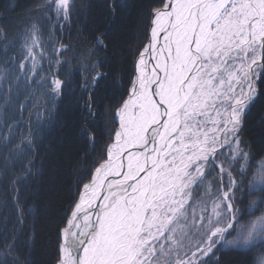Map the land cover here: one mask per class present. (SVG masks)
<instances>
[{
  "label": "snow or ice",
  "instance_id": "6c2138e0",
  "mask_svg": "<svg viewBox=\"0 0 264 264\" xmlns=\"http://www.w3.org/2000/svg\"><path fill=\"white\" fill-rule=\"evenodd\" d=\"M89 7L37 0L23 16L0 13V176L15 193L2 205L0 264H34L42 210L20 193L49 166L46 145L69 110L86 147L68 167L86 165L91 179L81 188L87 172L77 175L55 218L56 264H220L213 225L237 211L250 160L241 132L264 97V0H157L150 30L127 39L117 29L126 0H109L108 22L94 28L78 19ZM73 29L76 43L57 47L55 33ZM97 122L109 142L89 161ZM206 169L218 186L189 213L188 190Z\"/></svg>",
  "mask_w": 264,
  "mask_h": 264
},
{
  "label": "trees",
  "instance_id": "16d2710c",
  "mask_svg": "<svg viewBox=\"0 0 264 264\" xmlns=\"http://www.w3.org/2000/svg\"><path fill=\"white\" fill-rule=\"evenodd\" d=\"M39 2L42 3L43 0H39ZM84 2L89 4L90 7L79 16V20L87 18L92 28L100 21L108 22L107 3L109 0H84ZM35 3H37V0H0V13L11 16H23V13L33 7ZM75 3L79 5L81 0H75ZM126 3L128 7L121 12L117 21V29L123 39L134 36L138 30L145 32L149 30L145 28V24L149 25V12L152 7L157 6V0H126ZM13 5H15L14 11L5 12L6 8H10ZM33 15L37 14L34 13ZM3 23L5 21H0V24ZM15 23L22 24V20H17ZM61 35L62 39L60 38ZM76 36L75 29L70 34L67 30L63 34L57 31L54 43H56L57 47L60 43L67 44L72 42L75 44ZM40 38L41 40H48V28H45ZM145 42L146 40H143V43ZM66 55H71V53H66ZM128 85V75L125 73L124 79L120 84L121 91H115L116 99H119L122 94L125 95L126 92L122 90ZM113 91L109 89L107 95L111 97ZM108 102V100H105V104ZM112 102L115 103V100H112ZM64 120L67 126L63 131H54L49 137L50 142L46 145V148L49 149L47 153L49 166L44 169V174L39 178L37 184L29 188H23L20 193L26 206H35L37 209L42 210V214L37 220L36 240L31 253L34 264H56L59 254V243L57 230L54 227L55 218L63 212L64 206L68 202V197L71 195L68 190L70 187L75 188L77 175H84L87 172V175L80 181L81 187L91 171L86 165L80 166L79 173L75 169L68 167L70 161L83 156L86 145L79 136L81 125L78 113L71 110L66 111ZM94 127L96 140L98 141L96 144L97 151L90 153L89 161L98 155L100 149L105 147L106 142H109V132L104 128L103 124L97 122ZM241 138L244 141L242 145L250 153L249 162H254L256 157L264 153V97L256 101L245 117ZM58 157L62 159L63 163H53ZM14 195L11 180L0 176V220L7 214V210L2 207L3 203L7 201L10 204ZM245 195L247 196L246 190L242 194L243 201ZM76 196H78V192ZM66 218H64L65 222ZM60 226L63 227L64 224ZM9 227H11L10 224ZM217 254L220 256V264H251L252 260L249 252L241 250L223 249Z\"/></svg>",
  "mask_w": 264,
  "mask_h": 264
},
{
  "label": "clouds",
  "instance_id": "9594fccd",
  "mask_svg": "<svg viewBox=\"0 0 264 264\" xmlns=\"http://www.w3.org/2000/svg\"><path fill=\"white\" fill-rule=\"evenodd\" d=\"M246 168L244 190L247 198L243 204L236 203L234 214L220 216L218 223L213 225L219 228L215 242L226 250L249 252L251 264H264V153Z\"/></svg>",
  "mask_w": 264,
  "mask_h": 264
},
{
  "label": "rangeland",
  "instance_id": "374dc122",
  "mask_svg": "<svg viewBox=\"0 0 264 264\" xmlns=\"http://www.w3.org/2000/svg\"><path fill=\"white\" fill-rule=\"evenodd\" d=\"M145 43H147V40H146ZM39 51H40V49H37V52H39ZM129 86L130 85H128V87ZM126 95H127V93H125L124 96L126 97ZM113 136H114V133H113ZM241 146L244 147L243 145H241ZM224 151L227 152V148H225ZM217 163H219V161H217ZM215 173H216V169H211V170L206 169L204 183H202V184H194L192 186V188L190 190H188V194H187V197H186V199H187L186 207L188 208L189 213H191L192 208H193V206L195 204H198L201 200H204V199L208 198L209 196H211L212 193H214L216 187L218 186L217 185V181L214 179ZM90 179H91V171L89 173V176H88L86 182H84V183L89 182ZM83 184H82L81 188L83 187ZM78 195H79V193H78ZM244 197H245L244 201L242 199V195L237 198V200H238V202L240 204H243L245 202L247 196L245 195ZM206 210L209 213L211 212V200L210 199H208V202H207V205H206ZM200 215H203V212H201L199 209H197V219H199ZM242 215H243V213H242ZM180 223L183 224V221H181ZM228 234L230 235L231 231H229ZM213 241L215 242V237H213ZM223 249H225V248H224V246L222 244L215 242V246H214L213 251L216 254H217V252H219L220 250H223ZM174 264H176V261H174Z\"/></svg>",
  "mask_w": 264,
  "mask_h": 264
},
{
  "label": "water",
  "instance_id": "95a60500",
  "mask_svg": "<svg viewBox=\"0 0 264 264\" xmlns=\"http://www.w3.org/2000/svg\"><path fill=\"white\" fill-rule=\"evenodd\" d=\"M151 22V21H150ZM150 22H149V25H150ZM150 30V29H149ZM70 213V212H69ZM66 220H67V218H66ZM66 223V222H65ZM65 226V225H64Z\"/></svg>",
  "mask_w": 264,
  "mask_h": 264
},
{
  "label": "bare ground",
  "instance_id": "6f19581e",
  "mask_svg": "<svg viewBox=\"0 0 264 264\" xmlns=\"http://www.w3.org/2000/svg\"><path fill=\"white\" fill-rule=\"evenodd\" d=\"M78 198V197H77Z\"/></svg>",
  "mask_w": 264,
  "mask_h": 264
}]
</instances>
